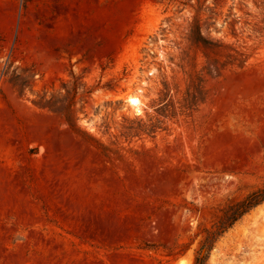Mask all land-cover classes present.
Returning a JSON list of instances; mask_svg holds the SVG:
<instances>
[{
	"label": "rangeland",
	"instance_id": "374dc122",
	"mask_svg": "<svg viewBox=\"0 0 264 264\" xmlns=\"http://www.w3.org/2000/svg\"><path fill=\"white\" fill-rule=\"evenodd\" d=\"M263 186L264 0H0V264H264Z\"/></svg>",
	"mask_w": 264,
	"mask_h": 264
},
{
	"label": "trees",
	"instance_id": "16d2710c",
	"mask_svg": "<svg viewBox=\"0 0 264 264\" xmlns=\"http://www.w3.org/2000/svg\"><path fill=\"white\" fill-rule=\"evenodd\" d=\"M193 42L197 44H205L206 42L205 39L201 37L198 25L194 26ZM262 202H264V186L250 193L241 201H238L237 203L231 205L225 212L224 218L217 225L216 231H214L212 234L217 235L218 233L226 230L234 221L239 219L242 215L258 206Z\"/></svg>",
	"mask_w": 264,
	"mask_h": 264
},
{
	"label": "bare ground",
	"instance_id": "6f19581e",
	"mask_svg": "<svg viewBox=\"0 0 264 264\" xmlns=\"http://www.w3.org/2000/svg\"><path fill=\"white\" fill-rule=\"evenodd\" d=\"M126 103L132 108L136 109V111H139V107L142 105L140 97L132 92L128 94L126 98ZM180 264H182V262Z\"/></svg>",
	"mask_w": 264,
	"mask_h": 264
},
{
	"label": "built area",
	"instance_id": "2783aa9c",
	"mask_svg": "<svg viewBox=\"0 0 264 264\" xmlns=\"http://www.w3.org/2000/svg\"><path fill=\"white\" fill-rule=\"evenodd\" d=\"M140 112V110L139 111H137V113H139Z\"/></svg>",
	"mask_w": 264,
	"mask_h": 264
}]
</instances>
